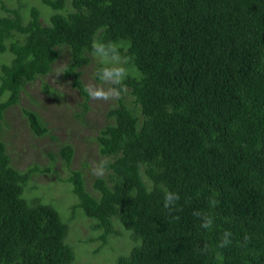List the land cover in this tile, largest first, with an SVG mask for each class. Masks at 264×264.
Here are the masks:
<instances>
[{"label": "trees", "instance_id": "1", "mask_svg": "<svg viewBox=\"0 0 264 264\" xmlns=\"http://www.w3.org/2000/svg\"><path fill=\"white\" fill-rule=\"evenodd\" d=\"M1 4L13 16L0 14V55H12L0 63V136L5 112L61 55L70 60L60 72L84 100L72 115L80 121L92 110L82 80L92 40L120 42L131 58L127 94L109 104L96 137L110 158L94 180L98 196L80 171L70 178L72 214L95 220L104 243L132 232L117 264H264V0H41L53 14L45 22L32 7L28 23L20 0ZM44 91L58 95L47 83ZM24 114L36 135L48 133L35 112ZM53 141L52 159L71 164L75 148ZM33 173L13 166L0 139V264H72L59 212L24 198ZM165 190L180 194V211L164 208ZM197 210L213 216L211 229ZM226 230L232 243L219 249Z\"/></svg>", "mask_w": 264, "mask_h": 264}, {"label": "rangeland", "instance_id": "2", "mask_svg": "<svg viewBox=\"0 0 264 264\" xmlns=\"http://www.w3.org/2000/svg\"><path fill=\"white\" fill-rule=\"evenodd\" d=\"M20 1L25 5L22 9L25 23L30 21L32 7L42 12L45 22L53 14L52 10L49 12L42 7L41 0ZM1 3L9 9H16L18 0H0V14L12 17L13 15L6 11ZM11 56L10 54L0 55V63L8 64ZM69 60L66 54L61 55L54 65L53 72L48 78H44L45 81L37 80L26 86L21 93L20 104L9 108L4 114L0 139L4 142L12 164L18 171H34L30 182L25 185L24 198L30 202L31 206L38 204L52 206L69 226L65 243L75 253V261L72 264H117L116 254L129 255L131 252L132 239L127 238V233L132 232L125 230L127 233H124L123 238L109 236L108 241L104 243L101 240L104 230L97 228L95 220L86 217L82 210L76 215L72 214L78 198L70 183L72 172L80 171L84 177L86 190L98 196V192L93 188L97 177L91 174V169L101 159L110 160L100 155L96 137L99 126L105 118V112L112 101L91 100L89 107L92 110L89 119L87 121L74 119L72 115L79 111L84 100L81 98L80 90L73 86L71 79H67L63 71L60 72ZM98 64V61L92 58L90 64L84 69L82 80L85 85L89 82L98 83L94 79ZM44 83H47L58 95H49L45 92ZM7 99L8 95H4L0 98V102L3 103ZM25 110L35 112L40 121L45 124L48 133L44 136L36 135L30 128L29 119L24 114ZM53 137L75 148L71 164H66L61 158L52 159L50 153H57L59 150L57 144L53 146ZM117 228L120 230L121 226ZM127 250L129 253L125 252ZM104 254L110 257H105Z\"/></svg>", "mask_w": 264, "mask_h": 264}, {"label": "clouds", "instance_id": "3", "mask_svg": "<svg viewBox=\"0 0 264 264\" xmlns=\"http://www.w3.org/2000/svg\"><path fill=\"white\" fill-rule=\"evenodd\" d=\"M122 44L116 41H103L94 38L91 42V55L101 65L94 73V79L97 82H89L85 85L83 91L87 96L94 101H115L121 99L127 94V85L124 83L129 76V68L127 65L130 62V57L122 52ZM127 49H124L126 52ZM59 74V72L57 73ZM110 161L101 159L92 169L91 174L97 178H103L108 170ZM181 196L178 192L165 190L163 196V206L171 214L180 211L177 208V203ZM212 207H215L218 201L210 199ZM193 216L200 220V227L203 229H211L214 225L213 216L203 213L199 210L193 212ZM179 219V217H173ZM231 231H224L220 241L216 245L217 248L223 249L232 243ZM250 238L246 235L244 237L245 243ZM200 254H206L209 251V245L205 244L203 248L198 249ZM75 255V253H74ZM219 257V254H217ZM75 261V258H74ZM73 261V262H74ZM72 262V263H73Z\"/></svg>", "mask_w": 264, "mask_h": 264}]
</instances>
